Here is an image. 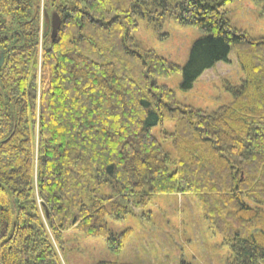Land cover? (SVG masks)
Listing matches in <instances>:
<instances>
[{"label": "trees", "instance_id": "trees-1", "mask_svg": "<svg viewBox=\"0 0 264 264\" xmlns=\"http://www.w3.org/2000/svg\"><path fill=\"white\" fill-rule=\"evenodd\" d=\"M234 1L0 0V264H64L71 232L119 254L132 230L109 220L168 195L194 197L231 264H264V40L233 27ZM172 19L202 33L181 67L132 36ZM235 49L247 77L216 111L156 83L192 90Z\"/></svg>", "mask_w": 264, "mask_h": 264}, {"label": "rangeland", "instance_id": "rangeland-1", "mask_svg": "<svg viewBox=\"0 0 264 264\" xmlns=\"http://www.w3.org/2000/svg\"><path fill=\"white\" fill-rule=\"evenodd\" d=\"M41 6L44 10V5ZM227 10L233 27L239 33H244L254 42L264 40L263 0H237L230 3ZM132 36L144 51L163 58L164 65L181 67L189 60L191 48L202 33L195 27L180 25L172 19L161 25L143 21ZM238 52L235 49L228 62L219 63L206 71L192 90L181 89V72L169 78H159L156 83L167 92L173 90L184 106L216 111L232 102L230 90L246 80L247 74L238 59ZM171 128V123H165L157 127L154 134L159 136L164 129L171 131ZM165 147L172 151L170 142L167 141ZM109 227L115 232L132 230L121 253L111 252L103 238L74 239L76 235L71 232L72 235H66L67 245L60 253V259L64 264H97L101 261L231 264L233 260L222 237L210 229L192 195L154 196L147 208L135 209L134 214L124 222L109 220Z\"/></svg>", "mask_w": 264, "mask_h": 264}, {"label": "water", "instance_id": "water-1", "mask_svg": "<svg viewBox=\"0 0 264 264\" xmlns=\"http://www.w3.org/2000/svg\"><path fill=\"white\" fill-rule=\"evenodd\" d=\"M46 24L49 29H51L52 38H55L57 36L58 30L60 28V19L57 15H53L52 17H49V15H45ZM4 62V58L1 55L0 58V68L2 67Z\"/></svg>", "mask_w": 264, "mask_h": 264}]
</instances>
